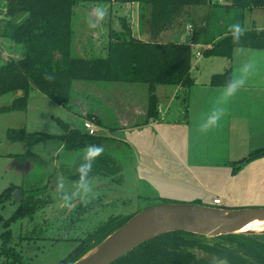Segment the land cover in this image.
I'll return each mask as SVG.
<instances>
[{
	"label": "rangeland",
	"instance_id": "obj_1",
	"mask_svg": "<svg viewBox=\"0 0 264 264\" xmlns=\"http://www.w3.org/2000/svg\"><path fill=\"white\" fill-rule=\"evenodd\" d=\"M84 4L76 9L74 55L105 56L108 32L111 28L121 29L119 17L122 16L129 17L137 36L149 38L140 32L138 5L111 6L93 1ZM97 8L106 13L98 23L94 13ZM263 12L254 9L252 15L247 13L245 27L261 26ZM226 15L218 6L192 7L176 28L163 33L159 41L189 43L199 39L203 42L207 35L225 30L230 19L234 24H241V13ZM222 19L225 25H221ZM252 20L257 22L253 24ZM195 47L202 53L204 44ZM24 52L22 45L1 38L0 66L11 58L22 57ZM201 59L202 67L193 69L198 83L223 72L225 59L197 56L193 66ZM199 71L203 74L199 75ZM175 88L162 85L158 90L174 92ZM182 92L181 89L180 94ZM21 95L22 92L17 91L1 96L0 108ZM147 97L145 84L77 81L70 110L33 89L27 111L0 115V197L11 186H16L23 195L20 202L13 196L0 205V233L5 229V222L20 212L21 216L11 221L12 245L30 264H58L81 240L92 237L109 220L133 215L162 199L175 203L201 201L206 206L233 209L264 207V156L244 165L239 163L261 147L260 144L255 141L243 145L246 141L242 140L236 147L237 141L233 140L229 145L220 146L218 169L211 164L194 163V155L203 156L202 150L199 154L196 146L184 140L186 133L180 127L176 132L178 128L168 122L158 127L139 125L144 119ZM180 102V98L177 99L175 107H179ZM91 110L103 120L102 126L96 125V135L113 138L102 145L103 153L93 162L95 174L91 176V191L87 197L72 196L78 181L74 177L79 175L77 169L83 162L85 149L70 151L55 139L28 147L7 138L10 129L62 134L60 120L84 130L85 117ZM21 161H28L30 167L22 170L18 166ZM54 177L57 180L52 186ZM31 188L32 195L28 193ZM64 195L71 197L70 206H65ZM216 198L222 200L221 205L213 203ZM214 264L229 263L214 261Z\"/></svg>",
	"mask_w": 264,
	"mask_h": 264
},
{
	"label": "trees",
	"instance_id": "obj_2",
	"mask_svg": "<svg viewBox=\"0 0 264 264\" xmlns=\"http://www.w3.org/2000/svg\"><path fill=\"white\" fill-rule=\"evenodd\" d=\"M87 1L111 6L118 3L137 4L140 32L146 33L149 38L137 36L129 17L122 16L119 17L121 29L111 28L108 32L105 56L74 55L76 9L83 7ZM0 5L3 7L0 39L7 38L25 48L22 57L11 58L0 66V97L22 92L10 105L0 108V115L10 111H27L33 89L70 110L75 82L104 81L147 85L146 124L160 119L159 86L180 87L183 92L178 97L182 104H186L190 88L195 84L191 70L200 52L195 47L198 44H204L202 53L205 56L229 60L236 48L264 49V30L257 26L245 27L246 14L254 9L264 10V0H0ZM205 5L222 7L226 17L241 13L240 25L245 31L238 41L229 31V26L234 24L231 19L226 23L225 30L217 35H207L203 42L199 39L189 43L159 41L163 33L176 28L188 9ZM221 25H225V20ZM232 80L233 69L229 65L224 72L211 77L210 85L222 87ZM185 116H188L187 108ZM85 119L103 125L102 118L92 110ZM59 122L64 129L62 134L10 129L7 138L11 142H23L28 147L55 139L63 142L70 151L86 149L89 145L102 146L112 141L104 136L90 135L61 120ZM261 156H264V147L255 149L239 163L244 165ZM94 174L92 170L90 176ZM74 178L79 179V175ZM16 189V186L9 187L0 197V205L12 199ZM28 193H34L32 188ZM168 202L171 201L162 199L155 204ZM196 203L204 205L201 201ZM133 215L109 220L92 237L81 240L58 264H73ZM20 216L18 212L7 220L4 231L0 233V264H30L12 245L14 234L11 221ZM214 261L264 264V234L207 237L187 231L168 232L142 243L112 264H214Z\"/></svg>",
	"mask_w": 264,
	"mask_h": 264
},
{
	"label": "crops",
	"instance_id": "obj_3",
	"mask_svg": "<svg viewBox=\"0 0 264 264\" xmlns=\"http://www.w3.org/2000/svg\"><path fill=\"white\" fill-rule=\"evenodd\" d=\"M129 5L134 7L137 4ZM250 13L252 15L254 10ZM263 20L264 15L262 22ZM252 22L254 24L257 21L252 20ZM255 26L260 25L257 24ZM200 57L206 58L207 56L201 53ZM219 58L226 60L223 72L231 65L233 80L242 79L244 81L243 86L234 95H225L226 86H211L210 80L213 75H210L208 80L203 81V83H198V79L193 75V69H200L202 67L201 59L192 67L191 74L195 79V84L190 88L186 104L184 105L180 102V106L175 107L176 100L178 99L179 101L180 87H176L174 92L172 90L171 92L164 90L161 93L158 87L157 95L160 99V119L144 124L147 114V105H144V119L139 124L158 127L162 123L168 122V125L180 127L186 133L184 140L188 141L189 145L196 146L199 154L201 153L200 150H202L203 156L194 155L193 162L211 164V166L213 165L212 168L216 169H218V152L221 150L220 146L222 145H229L235 140L237 141V147L238 142L243 140L244 142L246 141L243 145H250L256 141L258 145L260 144L261 147H264V49L236 48L231 60L225 57ZM201 74H203L202 71H199V75ZM133 95L135 96L136 93H133ZM127 97L129 98V94ZM186 108L188 109V116H185ZM219 110H223V115L216 125L207 131H202L201 126L205 123L208 116L214 111ZM175 116H180V118H175ZM126 120L128 121L129 119L126 118ZM128 122L130 123V121ZM110 137L112 136L109 135ZM227 139L230 141L223 143L224 140L228 141ZM224 152L231 154L229 150H224ZM189 168L191 171L192 168Z\"/></svg>",
	"mask_w": 264,
	"mask_h": 264
},
{
	"label": "water",
	"instance_id": "obj_4",
	"mask_svg": "<svg viewBox=\"0 0 264 264\" xmlns=\"http://www.w3.org/2000/svg\"><path fill=\"white\" fill-rule=\"evenodd\" d=\"M57 177L52 178L54 186ZM16 202L22 191L13 193ZM264 223V207L222 208L197 203H161L142 209L73 264H112L137 246L162 234L187 231L207 237L264 234L250 230Z\"/></svg>",
	"mask_w": 264,
	"mask_h": 264
},
{
	"label": "clouds",
	"instance_id": "obj_5",
	"mask_svg": "<svg viewBox=\"0 0 264 264\" xmlns=\"http://www.w3.org/2000/svg\"><path fill=\"white\" fill-rule=\"evenodd\" d=\"M94 13L97 17V23L104 18L106 15L105 11L102 9H94ZM92 26H95L94 24ZM229 31L233 35L234 40H239L240 37L244 34L245 29L241 27L240 24H233L229 26ZM247 70V69H245ZM47 79H52V77H46ZM244 81L240 80H232L226 85V96H232L235 92L243 86ZM223 115V110L214 111L210 114L205 121V123L201 126L202 131H207L211 127L215 126L219 121L220 117ZM104 149L99 145H89L84 150L83 162L79 165L77 172L79 174V179L76 182V191L72 193V196H83L87 197L91 191V176L90 173L92 171V165L95 159L103 153ZM71 197L69 195H64L63 200L66 202L65 206H70L68 203Z\"/></svg>",
	"mask_w": 264,
	"mask_h": 264
},
{
	"label": "built area",
	"instance_id": "obj_6",
	"mask_svg": "<svg viewBox=\"0 0 264 264\" xmlns=\"http://www.w3.org/2000/svg\"><path fill=\"white\" fill-rule=\"evenodd\" d=\"M2 10H3V7L0 5V18L2 17ZM259 28L264 30V20H263L261 26H259ZM200 55H201V53L198 52L197 56H200ZM96 125L97 124L93 120L86 119L84 122V131L90 135H95L97 132ZM214 204L215 205H221L222 200L220 198H216V199H214Z\"/></svg>",
	"mask_w": 264,
	"mask_h": 264
},
{
	"label": "bare ground",
	"instance_id": "obj_7",
	"mask_svg": "<svg viewBox=\"0 0 264 264\" xmlns=\"http://www.w3.org/2000/svg\"><path fill=\"white\" fill-rule=\"evenodd\" d=\"M250 230L262 231V230H264V223H258L257 225L253 226Z\"/></svg>",
	"mask_w": 264,
	"mask_h": 264
},
{
	"label": "flooded vegetation",
	"instance_id": "obj_8",
	"mask_svg": "<svg viewBox=\"0 0 264 264\" xmlns=\"http://www.w3.org/2000/svg\"><path fill=\"white\" fill-rule=\"evenodd\" d=\"M19 163V162H18ZM18 166L22 169V170H26L28 167H30V164H29V162L27 161V162H23V161H21L19 164H18Z\"/></svg>",
	"mask_w": 264,
	"mask_h": 264
}]
</instances>
